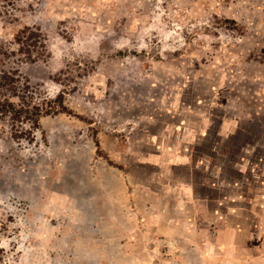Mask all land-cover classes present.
I'll use <instances>...</instances> for the list:
<instances>
[{"label": "rangeland", "instance_id": "1", "mask_svg": "<svg viewBox=\"0 0 264 264\" xmlns=\"http://www.w3.org/2000/svg\"><path fill=\"white\" fill-rule=\"evenodd\" d=\"M0 68L70 110L28 137L0 116V264H264V141L218 132L202 203L139 159L163 91L211 89L234 132L264 126V0H0Z\"/></svg>", "mask_w": 264, "mask_h": 264}, {"label": "crops", "instance_id": "2", "mask_svg": "<svg viewBox=\"0 0 264 264\" xmlns=\"http://www.w3.org/2000/svg\"><path fill=\"white\" fill-rule=\"evenodd\" d=\"M163 93L159 95L163 109L143 116L146 126L153 130L152 143L146 141V149L141 151L139 159L144 164L149 163L152 168L162 163L168 176L186 184V187H178L177 192L189 194L190 186H193L194 198L202 203L206 198H211L205 192L210 187V176H213L214 164L211 159L216 154L217 134L224 132V137L228 138L237 128L238 121L232 117L225 118V112L215 110L214 99L210 98L214 97L215 92L211 89H179ZM155 102L151 100L152 104ZM218 114H222V117L219 118ZM196 158H199V164H195L193 171L202 178L191 185L184 180V176L186 170L191 171V163ZM206 223H210L208 217Z\"/></svg>", "mask_w": 264, "mask_h": 264}, {"label": "trees", "instance_id": "3", "mask_svg": "<svg viewBox=\"0 0 264 264\" xmlns=\"http://www.w3.org/2000/svg\"><path fill=\"white\" fill-rule=\"evenodd\" d=\"M43 39L41 32L30 26L19 30L15 36L16 42L21 46L20 52L32 62L41 59L47 51ZM34 94L35 90L22 81L18 70L0 68V116H10L16 137H28L32 134L39 127L42 116L70 113L64 93L58 94L48 106L35 102ZM26 124L29 125L28 128H24Z\"/></svg>", "mask_w": 264, "mask_h": 264}, {"label": "flooded vegetation", "instance_id": "4", "mask_svg": "<svg viewBox=\"0 0 264 264\" xmlns=\"http://www.w3.org/2000/svg\"><path fill=\"white\" fill-rule=\"evenodd\" d=\"M232 138H227L228 143L234 142L235 137L242 139L241 145L252 143L253 145H260L264 141V126L261 124L260 119L256 118V122L242 123L241 127H238L237 132H233ZM231 141V142H230ZM227 142V141H226ZM232 144V143H231Z\"/></svg>", "mask_w": 264, "mask_h": 264}]
</instances>
